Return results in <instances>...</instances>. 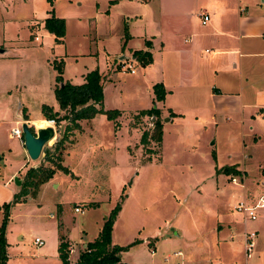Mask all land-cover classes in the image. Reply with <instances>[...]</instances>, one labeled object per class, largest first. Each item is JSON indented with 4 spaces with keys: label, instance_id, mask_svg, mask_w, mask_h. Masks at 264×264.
<instances>
[{
    "label": "rangeland",
    "instance_id": "obj_1",
    "mask_svg": "<svg viewBox=\"0 0 264 264\" xmlns=\"http://www.w3.org/2000/svg\"><path fill=\"white\" fill-rule=\"evenodd\" d=\"M52 10L65 23L64 43L56 42L42 26L30 30L31 21L45 23L48 11ZM120 11L115 0H52V6L47 0H0V51H7L0 60V95L5 97L4 93L9 92V99L20 98L30 116L39 117L42 106L58 107L54 94L59 86L58 72L54 64L63 61L64 83L67 77H74L81 68H90L93 62L105 72V107L128 113L144 109L143 103H149L150 96L135 81L142 67H135V75H130L129 70L122 74L114 63L120 51L128 57L127 40H115L116 27L124 31L129 22L122 20ZM32 35L39 36L40 41L35 42ZM259 44L264 46V40ZM246 88L243 100L252 105L255 102L252 89H248L251 86ZM257 103L264 109V96ZM188 106L183 121L165 123L168 118L163 119L167 136L162 164L155 157L152 162L147 160L151 155L147 151L154 156L159 153V145L149 141L144 146L141 137L131 145L133 158L120 152L115 156L113 125L105 115L97 114L95 117L99 115L100 119L92 125L100 134V147H89L87 135L81 136L64 156L62 165L68 172L56 171L35 196L29 195L17 203H13V194L20 187L15 178L23 182L29 168L46 165L44 150L53 147L63 128L61 124L59 129L55 128V138L44 146L39 159L32 161L23 147V138L8 137L11 126L0 123V226L4 207L10 205L5 227L6 264H61L57 258L61 239L74 249L72 253L69 248L74 263L77 250L84 241L93 240L101 221L102 228L110 213L107 208L118 204L121 216L112 230V244L128 248L119 254L122 263L134 264L142 259L143 264H152L151 249L157 253L159 244L170 239L169 249L189 253L182 264H207L198 259V240L204 242L202 238L207 237L218 220L242 225L244 216L235 206L244 199L252 204L264 196V118L256 110L252 112L255 122L250 115L244 119L222 115L211 116L210 123L205 125L195 122L192 110L197 104ZM129 116L131 126L139 128L142 134L145 130L152 132V119L139 114ZM227 167L241 175L224 172ZM90 202L98 204L94 207ZM76 206H80L82 214L74 211ZM245 222L248 232L258 231L254 255L264 263V210H260L257 221ZM35 238L44 245L37 247ZM150 240H154L152 245L142 244ZM133 242L136 244L131 246ZM227 243L230 262L245 264L243 243L235 239H227ZM255 260L254 257L248 264L258 263ZM210 262L216 264L214 260Z\"/></svg>",
    "mask_w": 264,
    "mask_h": 264
},
{
    "label": "crops",
    "instance_id": "obj_2",
    "mask_svg": "<svg viewBox=\"0 0 264 264\" xmlns=\"http://www.w3.org/2000/svg\"><path fill=\"white\" fill-rule=\"evenodd\" d=\"M115 3H119L122 20H129L125 27L129 36L125 46L128 50L126 53L128 57L124 55L123 51H120L115 58L116 60L114 59L116 69L122 73L121 67L127 62L134 70V73H130V75H135L137 74L135 67L140 66V64L132 57V53L148 51L152 56V63L146 67L141 66L139 75L135 78L137 86L142 84L147 90L150 96L149 103H143L144 109L129 113L117 108L120 116L115 121H110L113 125L112 131H114L115 156L120 152L126 154L129 159L133 158L131 145L138 139L140 140L142 133L139 128L131 126V119H127V116L130 117V114L137 115L141 111L152 108L154 100L152 88L155 84H162L167 93L165 100L157 102L154 106L157 109L160 107L162 122L163 119L168 118L165 123L175 119L183 121L186 117L184 113L188 104H197V107L192 111L195 112L193 114L195 122L199 124L205 122V125H208L211 116L222 115L235 116V118L242 117V119L250 115V119L255 122L256 117L252 112L256 110H259V116L264 118L263 105L257 103L258 98L264 96V46L259 44L260 40H264V0H115ZM49 12L48 18L50 17ZM203 14L209 16V21L206 24H202ZM56 18L61 19L57 16ZM105 23L107 24L106 21ZM41 26L44 27V22L32 23L31 21L29 24L31 31L41 29ZM115 32V40L121 42L124 39L125 30L123 31L117 26ZM32 38L35 42L40 41L37 35H32ZM65 39H67L66 34L61 43H64ZM106 40L110 41V38ZM146 42L151 44L150 48H147ZM208 48L213 51H209ZM6 52L0 51V60L3 59ZM96 69L102 77L101 84L103 87V81L106 79L105 72L101 71L93 62H91L90 68H81L77 75L72 78L69 76L65 80L75 86L82 85L85 82V75ZM252 85H256L257 89H252ZM237 86L239 87L238 91H236ZM248 86H251L248 89H252L250 93L255 102L252 105L246 104L243 100V92ZM105 91L103 88V108L104 110H111L108 109L109 107H105L107 102ZM8 93H4L5 97L0 95V123L11 126L10 131L23 123H27L35 131L39 129L35 123L43 121L42 114L32 118L21 103V99H9L10 94ZM175 101L179 104H175ZM204 102L208 104L206 105ZM52 110L59 116L64 114L59 109V105L58 107L52 106ZM169 112L173 114L172 117H169ZM10 113L13 114L10 115ZM23 113L28 117V121H24ZM8 116L10 118H7ZM97 117L77 122L79 129L68 132L62 162L70 148L74 147L79 138L85 134L89 147L94 149L97 145L100 147V134L92 125L94 121L100 119ZM145 117L149 116L145 115ZM151 123L153 124V119ZM67 125H69L68 121L61 122L62 133ZM144 132H150V130ZM166 136L167 133L162 124V141L159 144V153L154 156L149 155L148 161L152 162L154 157L157 160L162 158ZM8 137H11L10 134ZM20 142L22 144V141ZM159 163L162 164V159ZM236 171L239 172L238 175H241L240 171ZM14 175L16 172L12 176ZM17 193L15 192L13 195ZM244 196L242 195V198H245ZM89 204L94 206L98 203L90 202ZM112 209L109 206L107 211L110 212ZM58 212H61L60 206ZM106 216L104 215L105 218ZM120 216L121 212H119L113 228L117 225ZM102 222L97 226L92 241L97 238ZM230 223L216 221L211 232L209 230L207 237L202 238L204 242L200 243L201 239L198 240L195 251L200 262L207 264H211L210 261L213 262V260L216 264H224L223 262L226 260L230 262L227 239L231 241L235 239L243 243V234L247 231V224L244 219H242V225L237 222H234V225ZM59 226L61 227V224H58V228H60ZM256 232L258 235V231ZM174 235L177 236L178 232ZM180 238L182 239V237ZM92 241H84L82 247L76 252L74 263L69 255L70 264H77L80 252L85 249L86 243ZM153 243L154 240L142 242L144 245H152ZM168 244H171L170 239L159 244L157 253L151 249L150 262L152 264H156L157 261L160 264H168L169 262V264H182L186 258H189L188 252L185 253L180 249H169ZM71 250L74 253V249ZM172 256L174 257L173 260L175 259L174 262L171 260ZM210 257L213 259L209 260ZM57 258L60 261L58 247ZM255 258V261L261 260L260 256ZM134 264H143V260L139 259ZM230 264L232 263L230 262Z\"/></svg>",
    "mask_w": 264,
    "mask_h": 264
},
{
    "label": "trees",
    "instance_id": "obj_3",
    "mask_svg": "<svg viewBox=\"0 0 264 264\" xmlns=\"http://www.w3.org/2000/svg\"><path fill=\"white\" fill-rule=\"evenodd\" d=\"M47 1L52 6V0ZM49 14L50 17L46 19L44 28L55 37L56 42H61L65 36V23L62 19H58L54 16L53 10L50 11ZM128 38L129 36L125 29L124 39L128 40ZM146 46L150 48L151 44L146 42ZM132 57L142 67H146L152 63V56L148 51H135L132 53ZM62 67V62L56 65L54 64V68L58 72L56 83L59 85L55 88L54 94L59 108L64 114L59 116L58 113L53 112L51 107L42 106V116L43 120H53L56 130L59 129L62 121H68L69 125L65 127L62 136L55 142L53 147L44 150V162H46V165H40L35 168L32 167L26 171L20 191L13 196V203L22 201L29 195L35 196L39 187L47 183L56 171L68 172L67 168L62 165V155L65 149L68 132L79 129V124L77 122L81 120H91L97 114L105 115L109 121H115L120 116L118 110H104L103 108L102 77L97 69L85 75V82L82 85L75 86L69 82L63 83L61 78ZM152 89L154 94L153 105L157 102H163L167 94L163 85L155 84ZM139 115H146L154 119L152 132H144L142 134L141 144L147 146L149 141H154L159 145L162 141L160 110L153 107L150 110L141 111ZM169 116L172 117L173 114L169 112ZM23 119L24 121L29 120L24 113ZM30 130L32 133L35 132L32 127ZM147 153L152 154L151 151H147ZM224 172L236 175L239 173L234 168L230 167L225 168ZM9 207L10 205L4 207V216L0 226V264H6L7 260L5 227L9 219ZM120 210L121 206L118 204L110 211L97 238L92 242H88L85 245V249L80 252L77 264H124L121 262L119 254L121 251L128 248L112 244L113 225ZM134 244H136V242H133L131 246ZM69 255V244L61 239L58 246V257L61 264H70Z\"/></svg>",
    "mask_w": 264,
    "mask_h": 264
},
{
    "label": "built area",
    "instance_id": "obj_4",
    "mask_svg": "<svg viewBox=\"0 0 264 264\" xmlns=\"http://www.w3.org/2000/svg\"><path fill=\"white\" fill-rule=\"evenodd\" d=\"M202 17H203L202 24H206L209 21V16L207 14H203ZM35 40H37V38H35ZM126 70L127 71L129 70L130 73H134V70L132 69L131 65H126V63H124L121 67V71L124 72ZM47 126H51L55 130V122L53 120L48 121ZM10 136L21 140L22 139L21 126L13 128L10 131ZM235 180H236L235 178H232L233 182H235ZM235 209L244 216V220H249L252 222L257 221L260 210L264 209V196L260 197L256 202L252 204H248L245 200L241 201L235 206ZM74 211L76 213H81V214L83 213V210H81L80 206H76ZM256 239H257L256 231L255 232L247 231L244 232L243 234L245 264H248L250 260H253V258L256 257L254 255L256 248ZM34 244L37 247H42L44 245V242L39 238H35ZM253 264H264V263L258 262Z\"/></svg>",
    "mask_w": 264,
    "mask_h": 264
},
{
    "label": "water",
    "instance_id": "obj_5",
    "mask_svg": "<svg viewBox=\"0 0 264 264\" xmlns=\"http://www.w3.org/2000/svg\"><path fill=\"white\" fill-rule=\"evenodd\" d=\"M30 128L27 123L21 125L23 147L29 159L36 161L39 159L44 146L54 139L55 130L51 126H46L32 133ZM14 181L16 186L21 187L22 182L18 178H15Z\"/></svg>",
    "mask_w": 264,
    "mask_h": 264
},
{
    "label": "bare ground",
    "instance_id": "obj_6",
    "mask_svg": "<svg viewBox=\"0 0 264 264\" xmlns=\"http://www.w3.org/2000/svg\"><path fill=\"white\" fill-rule=\"evenodd\" d=\"M35 125L38 127V128H41V127H45L48 125V121H37L35 123Z\"/></svg>",
    "mask_w": 264,
    "mask_h": 264
}]
</instances>
